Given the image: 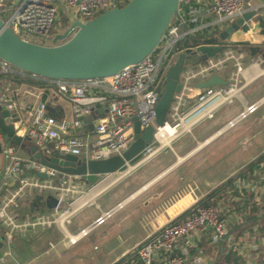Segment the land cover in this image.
I'll list each match as a JSON object with an SVG mask.
<instances>
[{"label":"built area","instance_id":"2783aa9c","mask_svg":"<svg viewBox=\"0 0 264 264\" xmlns=\"http://www.w3.org/2000/svg\"><path fill=\"white\" fill-rule=\"evenodd\" d=\"M128 1L0 0V15L6 17L3 20L21 38L49 45L46 42L51 29L62 12L69 24L75 20L86 22L110 8L124 6ZM252 1L181 0V19L174 18L170 22L153 52L108 77L46 78L23 71L0 58V74L6 78L0 89V105L8 112L5 123L12 125L15 134L23 141L27 139L45 156L74 155L87 162L123 156L135 141L136 122L142 131L153 125L154 139L144 148L141 159L150 158L170 148L197 124L213 118L222 106L242 98V90L249 83L245 74L250 67L260 65L264 72V61L256 53L247 54L241 46L224 43L221 52L206 58H201L197 51L205 39L218 36L244 13L255 10L254 19L264 17V1L259 4H252ZM192 37L200 38L201 43L186 45ZM181 53L191 59L197 55L199 61L183 65L181 89L174 93L164 123L157 125L156 108L161 97L158 86L163 83L164 87L168 69ZM226 72V84L200 86L215 75L223 78ZM16 74L41 79L46 84L35 88L20 86L14 78ZM263 102L264 97L245 106L228 126H234L255 112ZM59 107L64 109L61 110L63 114L51 112V108ZM169 129L173 130L172 134ZM165 133H168L166 139ZM11 139H4L0 128V242L10 248L2 260L11 254L19 236L56 231L67 246H73L111 216L112 210L86 227L71 230L69 226L74 217L85 207L95 204L92 194L102 175L95 183H89L78 175L58 171L23 156L21 148ZM249 190L253 191L251 174L248 178L237 179L224 197H211L206 204L192 207L185 217L170 221L139 243L133 255L126 254L115 264H205L202 249L194 256L191 254L201 238L219 248H224L223 243L227 244L228 251L234 249L241 257L249 252L247 260L244 257L245 264H264L259 259L254 262L251 257L253 251H258L264 244L263 237L243 246L242 254L236 250L238 243L232 233L231 221L248 214L240 210L245 205L250 206ZM45 193L53 196L56 204L49 207L50 210L41 211L32 202ZM87 195L90 198L85 200ZM245 198V203L238 202ZM27 203H31L30 209L25 208Z\"/></svg>","mask_w":264,"mask_h":264},{"label":"crops","instance_id":"0c3cea01","mask_svg":"<svg viewBox=\"0 0 264 264\" xmlns=\"http://www.w3.org/2000/svg\"><path fill=\"white\" fill-rule=\"evenodd\" d=\"M262 1L258 0L254 3L259 4ZM249 24L251 26L249 31H238L221 43L241 46L245 48L247 54L251 53L252 48L259 47L260 51L256 50L255 53L264 61V17L259 20L253 18ZM262 64L264 65V62ZM245 77L249 83L242 90V98L236 99L239 102L238 110L223 113L221 107L213 118L194 126L190 132L174 141L170 148L150 158L140 159L124 172L102 175L101 181L95 185L92 194L95 200L94 205L101 210V214L84 220L78 227H86L104 213L112 210L113 214L123 206L134 203L128 211V216L132 218L137 216L140 223L148 227L144 229L138 242L122 253L124 256L170 221L185 217L184 214L187 215L192 207L228 180L232 179V185H234L237 179L244 176L248 178L251 174L253 175V191H247L250 206L245 205L240 210L247 211L248 214L241 219L231 221L232 233L238 243L236 250L243 254L245 251L243 246H247L253 240L264 238V143L262 149L253 154V151L249 152L252 146L250 148L245 145L238 146L241 142H237L239 139L236 138L242 130H235L230 136L223 138L228 129L251 116L253 120L249 123L250 131L263 130L264 132V102L255 112L234 126H228L229 121L236 118L245 106L256 103L264 97V72L260 65L250 67ZM223 79L227 81V75L224 74ZM246 90L249 93L248 96L244 93ZM56 108H51V112L55 114L61 110L64 111L61 107ZM261 134L264 136L263 133ZM245 139L247 140V137ZM230 144L238 147L226 151L225 146ZM242 146H244L243 150H241ZM261 157L263 159H259ZM252 164H254L252 170L249 171L248 166ZM117 185H120L119 190L109 195L101 204L98 201L99 198ZM246 201L245 198L238 202ZM30 206L31 203H27L25 208L28 209ZM223 245L224 248L221 246L219 249L205 238H201L196 250L193 249L191 254L194 256L199 249H202L205 264H223L221 262L223 256L219 252L223 249V252L227 254L229 248L227 244L223 243ZM248 253L244 255L246 260ZM244 257H241L243 264H245ZM251 257L253 260L264 261V244L258 251H253Z\"/></svg>","mask_w":264,"mask_h":264},{"label":"water","instance_id":"95a60500","mask_svg":"<svg viewBox=\"0 0 264 264\" xmlns=\"http://www.w3.org/2000/svg\"><path fill=\"white\" fill-rule=\"evenodd\" d=\"M180 1L129 0L124 6L110 8L86 22L73 21L63 32L54 36L51 45L21 38L0 17V58L23 71L46 78L84 80L108 77L142 61L153 52L170 22L174 18L181 19ZM255 14V10L248 11L230 26H226L218 36L205 39L197 47L201 58L212 57L221 52V42L238 31H249V21ZM256 50L260 51L259 47L252 48L251 52L255 54ZM198 61L197 55L191 59L181 53L169 67L164 87L163 83L158 86L161 97L156 108L157 125L164 123L173 95L181 89L180 73L183 65ZM226 83L225 79L215 75L200 86ZM7 115L8 112L4 110L0 117V128L20 146L23 138L15 134L12 125L5 123L4 117ZM135 131V141L123 156L117 155L104 160L87 162L74 155L48 157L37 151L35 146L24 148L33 161L95 183L100 175L124 172L141 159L144 148L154 139L155 128L150 125L142 131L139 122H136ZM40 176L47 177L45 174ZM42 199L43 196H37L32 205L37 206ZM46 203L51 208L55 206L56 200L49 195Z\"/></svg>","mask_w":264,"mask_h":264},{"label":"rangeland","instance_id":"374dc122","mask_svg":"<svg viewBox=\"0 0 264 264\" xmlns=\"http://www.w3.org/2000/svg\"><path fill=\"white\" fill-rule=\"evenodd\" d=\"M257 1L258 0H254L252 3ZM62 15L63 13H61L59 21L52 27L51 36L46 42L47 44H53L54 36L67 28L69 23L62 22ZM0 16L2 19H6L4 15ZM37 40L40 42V39ZM225 75H227V72ZM244 93L246 96L249 95L247 90ZM4 109L5 106L0 105V113H2ZM238 109L239 102L235 100L231 104L222 106L221 112L230 113ZM251 120H253V116L242 120L235 127L228 129L223 135V138H227L235 130H242L239 137L236 138L239 139L237 142H241L238 146L245 145L247 148L252 146L249 152L252 153L251 151H253L254 154L263 147L264 136H262L261 133L264 134V132H262L263 130H253V132H251L249 126ZM2 134L4 139H10L3 130ZM246 137L247 140L245 139ZM26 142L29 143V141L25 139L22 144L18 146L21 148L23 156H26V152L23 149ZM238 146L234 144L226 145L225 150L231 151ZM243 147L244 146H242L241 150H243ZM238 151L240 152V150ZM224 153L227 154V152ZM119 188L120 185L112 187V189L102 195L98 201L103 204V200L119 190ZM35 194L37 195L38 191H36ZM43 196H45V198L38 202L37 209L41 211L50 210L46 203V198L49 195L45 193ZM110 202H112V200ZM133 204L134 203L127 204L115 211L110 217H107L101 224L92 229L87 236L83 237L73 246H67L56 231H43L38 235L29 234L26 237L19 236L14 242L15 246H12V253L7 254L5 260H2V257L5 253L9 252L10 248L6 243L0 246V264H115L123 257L122 253L124 251L138 242L142 232L148 227V225L140 223V219H138L137 216L133 218L128 216V211L132 208ZM99 214H101V210L95 205L85 207L74 217L69 227L71 230H76L79 224L84 220ZM135 248L128 254L133 255Z\"/></svg>","mask_w":264,"mask_h":264},{"label":"trees","instance_id":"16d2710c","mask_svg":"<svg viewBox=\"0 0 264 264\" xmlns=\"http://www.w3.org/2000/svg\"><path fill=\"white\" fill-rule=\"evenodd\" d=\"M63 21L67 22L66 15L64 13L62 15V22ZM199 43H201V40H200V38H197V37H192V38H190V39H188L186 41V45H188V46H192V45L194 46V45L199 44ZM14 78L18 81L20 86L21 85H26V86H31V87L35 88V87H39V86H44L46 84L45 81H43L41 79H36V78L28 77V76H22V75H19V74L14 75ZM5 79L6 78L2 74H0V89L3 86L2 82H4ZM25 146L30 147V146H34V145L26 143ZM23 149L26 152V156H29V154L26 151V149L25 148H23ZM20 151H22V150H20ZM259 159H263V157H261ZM253 165L254 164H252V166L251 165L248 166L249 167L248 168L249 171L252 170ZM232 182H233V180L230 179V180H228L227 183L223 184L221 187L216 188L215 190H213L211 193H209L206 196L205 199L200 201V204H206L211 197H217V198L224 197L225 194H226V190L232 186ZM188 213H189V211H188ZM184 216H186V215L184 214ZM219 253L222 254V256H223V258L221 259V262L223 264H240L242 262L241 256L236 254V251L234 249L229 250L227 252V254L225 252H223V249H221Z\"/></svg>","mask_w":264,"mask_h":264},{"label":"bare ground","instance_id":"6f19581e","mask_svg":"<svg viewBox=\"0 0 264 264\" xmlns=\"http://www.w3.org/2000/svg\"><path fill=\"white\" fill-rule=\"evenodd\" d=\"M169 133H170V134H172V133H173V130H172V129H169ZM166 134H168V133H165V134H164V135H165L164 139H166V138H167ZM160 136H161V134H160ZM89 198H90V196H89V195H87V197H86V199H85V200H87V199H89ZM74 239H75V237H74Z\"/></svg>","mask_w":264,"mask_h":264}]
</instances>
